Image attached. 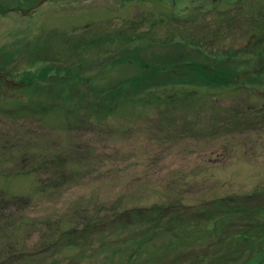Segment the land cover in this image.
Listing matches in <instances>:
<instances>
[{"label": "rangeland", "instance_id": "rangeland-1", "mask_svg": "<svg viewBox=\"0 0 264 264\" xmlns=\"http://www.w3.org/2000/svg\"><path fill=\"white\" fill-rule=\"evenodd\" d=\"M255 14L257 24L264 0H0V194L28 200L2 202L6 217L18 214L0 223V262L23 250L36 255L7 264H114L124 250H98L104 234L108 247L116 239L120 245V238L143 240L144 258L159 254L161 244L175 242L177 251L178 233L175 238L173 230H156L145 241V226L137 225L142 220L128 216H154L166 205L188 220L206 218L210 232L222 229L214 236L196 228L183 235L201 245L217 239L207 247H219L217 255L227 250L233 257L239 244H226L244 229L256 232V220L264 235V75L249 86L166 84L106 111L79 109L69 97L57 98L49 109L47 102L35 106L27 118L4 111L15 101L27 108L37 89L43 97L50 94L48 78L58 69L78 75L71 83L74 96L86 87L96 93L90 97H99L98 89L138 74L130 60L117 63L126 53L137 50L157 60L180 37L200 30L212 38L217 24L213 47L238 50L253 30L246 18ZM227 16L237 19L234 31ZM244 59L241 70L255 64L249 55ZM43 67L48 78L26 87V75ZM230 203L260 206L262 214H236L230 221ZM163 223L173 225L169 218ZM87 225L95 231L79 237L76 247L52 245L65 231ZM85 236L88 245L81 241ZM257 243L264 247V240ZM191 245L177 253L203 251ZM246 248L241 264L255 263L258 248ZM258 261L264 264V258Z\"/></svg>", "mask_w": 264, "mask_h": 264}, {"label": "trees", "instance_id": "trees-1", "mask_svg": "<svg viewBox=\"0 0 264 264\" xmlns=\"http://www.w3.org/2000/svg\"><path fill=\"white\" fill-rule=\"evenodd\" d=\"M257 19L259 22L256 24V14L253 15L251 18H246V21L253 26V30L250 33H245V36H248V42L245 47L240 48L238 50L220 49V47H213V42L216 40L218 34L217 32L220 30L221 27V25L219 24L216 25L215 29H213L212 38L209 39L207 37H204V33L200 34V30H198L197 33H194L195 37H180V40L174 42L171 46H165L169 51L157 60L151 61L147 58H144L140 56L138 52H136L137 50L134 49L135 51H130L123 55L121 58H119L117 63H124L130 60V63H133L137 67L138 74L131 77H122L120 80H118L116 83H114L111 87L107 89H98V91L102 93L99 97H90L91 94L96 95V93L93 92V89L86 87H82L83 89H81V91L88 90L84 91L86 94L81 93V95L79 96H74V91H72L74 86L71 83H76L77 80H79V77L78 75H72L73 73L69 75L71 72L70 70L68 74L69 76L63 75L61 70L58 69L54 71L52 75H50L52 76L51 78H48V69L46 70L45 67L40 68L36 74L26 75L27 78L24 80V84L26 83V87L32 88L34 84H37V82L39 83V81L46 80L47 77L48 80H53L52 84H47V86L50 87V90H48L47 93L50 94H45L43 97V94L40 93L41 90L37 89L35 90L36 96H32V99L28 100V104L26 106L27 108H20L22 102L15 101L12 102V105L5 106L4 111H8L13 115L17 114L15 118H27L28 116L32 115L33 112L36 110L33 107L38 105L42 106L47 102V104H45V107L49 109L47 105L54 102L57 98H59L58 100H63V98L68 97L72 100H75V102L77 101L78 105H80L79 109L88 110L99 107L102 109V111H106L112 108L114 105H122L129 98L135 96L137 92L149 90L155 87L172 83H180L187 85L196 84L210 87L230 86L232 84H244L248 86L255 85L256 78H259L260 76L264 75V17L263 15H257ZM226 20L229 30L234 31V26L237 19L232 16H227ZM130 42L131 41L127 43L129 44ZM255 42L256 46L251 47ZM125 48L128 49L130 47L126 46ZM247 55H249L251 58H255V64L249 68H246V66V69L244 68L245 70H241L239 69L240 64H243V62H246L244 64H248L247 59H244L246 61L242 60ZM240 60L242 62H238ZM252 68H255V70H252ZM80 85L83 86L84 83L81 82ZM86 95L88 96L85 97ZM3 97L4 96L0 97V99H3ZM92 98L98 99V101H95V99ZM26 201H28L27 198L21 195H11L7 197V195L4 196L0 194V223L2 224L11 222L12 220L8 217H12L13 215L18 214L17 212L10 213L9 215L7 214L8 217H6L4 215L5 213L3 212V210H5L6 208H2V202L13 204L24 203L26 205ZM172 207L173 206L169 207L168 205H166L165 207L160 208L159 210L156 209L157 214L154 216L141 214L139 212H135L133 214L129 213L130 215L128 214V216L132 217V219L135 221H138L140 219L142 220V222L139 221V224L137 225L139 226L141 224H144L145 231L143 235L146 236L145 241L149 240V238H151V236L155 233L156 230H170L171 232L173 230L175 238L176 234L178 233L180 236H182V238L180 236H178V239L176 238L178 246L177 251L179 250V248H184L186 245H191L193 243V240L183 239V235L186 234V232H190V234L192 235L196 234L197 232H193V229L196 228L197 231L203 230L208 232L209 234H212L204 236H214V234H217L222 230L213 229V232H210L205 229V224L207 221L206 218L200 219L201 217H198L196 215L197 219L193 217L188 220L183 216V214H181L180 211L174 212L172 210ZM226 210L229 213V215L227 216H229L228 218H230V221L236 218V214L246 213L249 215L248 218L250 219L254 216L253 215L252 217H250L251 214H262L260 206L253 207L243 205L240 207L237 205L233 206L230 203V206ZM255 217L256 216H254L253 218ZM166 218H169L170 223L173 224L172 227H170L168 224L163 223V220H165ZM21 219L22 216L20 217V221ZM114 222H117V219H115ZM117 225H119L118 222L116 226ZM262 225H264V221L260 223V226ZM121 229L122 228H119V230ZM257 230L258 226L256 220V232L250 233V231L244 229L242 230L244 231L242 234L235 235L231 242L230 240L228 241L229 245L226 244L228 247L233 246V241L234 244H239L238 247H236L235 249V253L232 254L233 257H228L226 255V253H228L226 252L227 250H224L217 255L216 250L218 252H220V250L219 247L216 246V250L213 248L209 252V249L207 247H209L212 243H218L217 239L215 241L204 240L206 242L205 245H201L202 240L196 242L197 244L194 242L191 245L192 249L190 247L188 249H200L203 251L197 253L190 252L191 254L186 255L177 253L175 242L167 243L164 245L161 244L158 248L161 249V252H159V254H156V252L154 251L152 253H148V255L150 254L149 257L144 258V256L146 255L144 253L143 245L145 244V242L143 240H138L137 242L130 241L128 243L132 244H128L125 241H127L129 238H120V245L117 246V242L119 240L116 239L112 242L111 245L109 244L108 247L106 246V244L111 241H106L107 239H103V237L105 236L104 234V236L99 240L100 248H98V250L101 248H107L109 249L110 253L116 255L119 253V250H124V253L120 254V256L118 257L119 260L117 259L118 261H115L114 264H217V262L218 264H235V261L236 264H241V260H239V258L244 254L245 249H247L246 247L249 246V248L251 249L254 247L258 248V252H256V256L258 257H256V262L252 263L258 264V259L260 257L264 258V249L262 250V248L264 247L262 243L260 245H257V242L264 240V235L257 232ZM94 231L95 229L93 231L90 230L89 225L85 226L81 231H78L77 228L70 229L68 231H65L64 234H62V237H57L56 241L52 243V245H61L62 241H65L66 246L76 247V242H80L79 237L84 236L85 233L87 234L86 236H90L89 233H94ZM66 235H68V237H63ZM86 236L85 238L81 239V241H87L88 245V239ZM255 238L258 239L257 242ZM246 242H250V245L243 246V244H245ZM241 249L244 252L242 254H239L242 252ZM127 251H129L128 254H126ZM257 253L260 255H258ZM142 254L143 256H141ZM16 255V257H7L4 263H2L1 261L0 264H7L8 261L13 263L15 261L17 262L20 260H25L36 254L31 253V251L25 252L22 250ZM246 261H244V264H246Z\"/></svg>", "mask_w": 264, "mask_h": 264}, {"label": "flooded vegetation", "instance_id": "flooded-vegetation-1", "mask_svg": "<svg viewBox=\"0 0 264 264\" xmlns=\"http://www.w3.org/2000/svg\"><path fill=\"white\" fill-rule=\"evenodd\" d=\"M0 78H1V75H0Z\"/></svg>", "mask_w": 264, "mask_h": 264}]
</instances>
